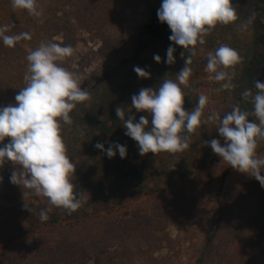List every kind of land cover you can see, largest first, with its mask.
Masks as SVG:
<instances>
[{"label":"trees","instance_id":"obj_1","mask_svg":"<svg viewBox=\"0 0 264 264\" xmlns=\"http://www.w3.org/2000/svg\"><path fill=\"white\" fill-rule=\"evenodd\" d=\"M41 1H47L44 17L14 9L11 0H0V27L8 26L6 34L31 35V39H21L15 47L0 40V107L16 103L15 96L25 87L26 57L41 42L70 45L75 52L80 34L86 33L90 41L100 42L97 55L108 64L102 73L85 74L83 68L74 72L67 65L74 53L61 62L79 76L81 88L91 94L89 100L77 104L70 113L72 124H62L67 154L76 166L71 181L83 195L82 207L70 214L60 207L47 212L40 195L28 188L25 194L31 201L20 221L22 243L16 255L5 256L0 264H71L89 257L99 261L86 260L82 264H178L173 253L175 240L163 229L161 235H156L143 223L132 222L133 206L147 195L188 182L217 180L223 184L235 169L225 168L222 158L205 143L217 139L224 144L217 123L202 124L190 135V146L183 152L141 156L137 142L125 134L123 121L117 117L116 108L120 107L125 111V120L131 116L138 122L145 116L151 121L150 113L132 107L131 97L144 87L157 90L165 78L175 80L185 66L189 53L169 39L171 31L154 36L148 27L162 0H37V5ZM262 10L263 5L256 9L260 18L264 16ZM204 39L205 43L196 46L192 57L189 87L181 86L185 93L184 109L193 110L199 95H205L202 51L214 53L221 45L236 49L242 57L234 70L228 69L233 76L231 83L244 82L246 89L255 94L264 53L256 52L253 21L243 18L228 25L218 24ZM127 46L131 52L123 56L121 51ZM169 46L175 49V63L171 65L166 62ZM154 55L160 57V62ZM134 67L149 72L150 78L139 77ZM225 82L216 85L212 98L226 104L232 96L241 110L251 113V98L245 101L234 89H222ZM249 121L256 122V118L249 116ZM97 143L103 144L104 150L97 149ZM117 143L126 147L125 158L120 157ZM110 146L116 152L112 158L106 151ZM257 154L264 157V140L259 141ZM18 170L19 166L6 169L5 178L0 180V238H5L7 231L14 235L12 225L8 224L14 213L4 202L24 199L25 194L16 193L10 182L12 172ZM220 206L193 264H260L254 252L264 246V187L246 173ZM42 210L47 213V220H41ZM164 250L166 255H157Z\"/></svg>","mask_w":264,"mask_h":264},{"label":"clouds","instance_id":"obj_2","mask_svg":"<svg viewBox=\"0 0 264 264\" xmlns=\"http://www.w3.org/2000/svg\"><path fill=\"white\" fill-rule=\"evenodd\" d=\"M11 4L14 9L26 10L34 17L42 14L37 0H11ZM157 15L170 28L169 39L189 55L175 80L165 78L157 90L144 87L131 97L132 107L138 112L150 113L151 121L145 116L138 122L131 116L125 120V111L116 108L117 117L127 130L125 134L137 142L141 156L160 152L175 154L189 148L190 135L202 124L218 123L216 129L224 144L217 139L205 143L233 169L254 177L264 187V175H261L264 157L257 154L258 143L264 140V82H255V94L248 89L241 93L245 101L251 98V113L233 107L223 117L213 112L205 118L209 98L204 94L199 95L193 110L186 111L183 107L185 93L181 86L189 87L196 46L204 44V38L218 24L228 25L239 18L232 0H162ZM8 31L7 25L0 27V40L8 47H15L21 39H31L29 33L7 35ZM174 51L171 46L167 49L169 65L175 63ZM73 53L70 45L41 42L26 57L25 87L15 96L16 103L0 107V143L10 138L9 143L0 147V167L6 160L18 165L19 170L10 176L11 183L44 196L51 205L69 214L82 207L83 195L71 181L76 166L67 154L62 124H72L70 113L77 104L91 98L89 90L81 88L79 76L61 65ZM154 59L160 62L158 55ZM241 61L236 49L221 45L208 54L206 70L214 73L212 78L216 82L226 81L221 88L231 91L235 85L231 83L233 76L228 69L234 70ZM134 71L141 78H150V73L140 67H134ZM249 116H254L256 122H250ZM95 147L104 150L101 143ZM116 149L125 158L126 147L117 143ZM106 151L109 158L116 155L111 146ZM40 218L47 220V213L42 210Z\"/></svg>","mask_w":264,"mask_h":264},{"label":"rangeland","instance_id":"obj_3","mask_svg":"<svg viewBox=\"0 0 264 264\" xmlns=\"http://www.w3.org/2000/svg\"><path fill=\"white\" fill-rule=\"evenodd\" d=\"M233 6L237 9L238 20L247 18L251 19L256 29V52L257 54L264 53V16L259 17L257 14V7L263 5L262 13L264 14V0H232ZM47 1H41L38 9L41 11V17H44ZM143 20V17L139 18ZM149 29L154 36H161L165 30H170L166 23H161L158 19L157 12L153 13L149 22ZM130 37L134 34L131 31ZM81 41L78 43L72 59L67 65L72 66L73 71L76 72L83 68L85 74L100 72L102 73L108 64V61L103 60L97 55L100 47L99 41H90L89 35L86 33L80 34ZM131 52L130 47H125L121 54L128 56ZM209 52L202 51L201 55L204 61L205 76L204 92L209 98V104L204 109V114L211 115L213 112L218 113L221 117L230 112L233 107H239V103L231 96L227 99L226 104L212 98L213 89L219 82H216L212 77L214 73H209L206 70V64ZM257 81L264 82V66L258 71ZM246 89L245 83L241 82L235 85L234 91L238 96ZM217 94V92H216ZM218 124V123H217ZM10 141L4 140L0 143V147ZM223 166L228 168L229 165L223 161ZM18 165L6 160L4 165L0 167V177L6 169L17 168ZM246 173H241L237 170L231 172L230 177L225 183L215 181L204 182H188L175 189L147 195L139 200L132 208L134 219L131 221H139L143 223L144 227L153 231L156 235H161L163 229L172 239L175 240L174 256L178 264H193L198 256V251L201 243L204 241L212 223L216 219L221 208L220 203L230 196L232 190L236 187L240 178ZM12 189L16 193L25 194L28 190L23 185L14 184ZM22 190V191H21ZM1 193V188H0ZM31 200L25 194L21 201L13 200V202H4V205L13 210L14 216L8 218V224L12 225V234L7 231L5 238H0V262L5 256L12 253L16 255L18 252V245L22 243L20 230L22 225L20 221L22 215L28 209ZM40 202L42 207L47 212H53L55 206L48 202V199L40 195ZM132 214V213H130ZM2 223V220H0ZM167 251H162L158 256L166 255ZM133 255V254H132ZM254 257L257 263L264 264V246L259 247L254 252ZM95 262L99 261L97 257L84 258L75 261L71 264H82L84 261Z\"/></svg>","mask_w":264,"mask_h":264}]
</instances>
